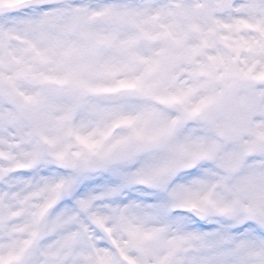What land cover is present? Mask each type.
I'll return each instance as SVG.
<instances>
[{
    "label": "snow or ice",
    "instance_id": "1",
    "mask_svg": "<svg viewBox=\"0 0 264 264\" xmlns=\"http://www.w3.org/2000/svg\"><path fill=\"white\" fill-rule=\"evenodd\" d=\"M101 3L0 6V264H264V0Z\"/></svg>",
    "mask_w": 264,
    "mask_h": 264
},
{
    "label": "rangeland",
    "instance_id": "2",
    "mask_svg": "<svg viewBox=\"0 0 264 264\" xmlns=\"http://www.w3.org/2000/svg\"><path fill=\"white\" fill-rule=\"evenodd\" d=\"M112 2V0H109ZM20 3V0H0V6L10 7ZM82 7H89V8H102L105 5L101 3V0H81ZM19 55L17 52L13 51L12 56L15 57ZM15 63V60L12 61ZM105 63H116L118 64L119 61L116 59L109 60L107 62L101 61L97 65L93 66L89 71L91 72L93 78L100 82H111V74L108 69L105 67ZM122 78V77H121ZM21 92L27 94L32 88L33 83L29 80H22L19 82ZM89 100L93 104L98 105H107L110 102L109 94L107 93H100L97 95H90ZM76 124L79 127L84 129V133L87 135L88 133H97L98 134V126L91 122V119L87 116V114L81 113L77 116ZM102 127V126H100ZM122 130L120 128L115 129L114 134L119 135L121 134Z\"/></svg>",
    "mask_w": 264,
    "mask_h": 264
}]
</instances>
